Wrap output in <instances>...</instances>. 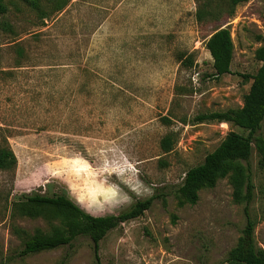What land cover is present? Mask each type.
<instances>
[{
  "label": "rangeland",
  "instance_id": "obj_1",
  "mask_svg": "<svg viewBox=\"0 0 264 264\" xmlns=\"http://www.w3.org/2000/svg\"><path fill=\"white\" fill-rule=\"evenodd\" d=\"M2 1L9 12L0 17V147L13 150L17 167L0 171V264H96L86 236L19 255L26 234L61 223L14 214L13 202L62 190L94 216L155 197L143 216L102 240V264H230L247 223L231 177L201 190L196 205L180 206L177 189L228 134H248L194 119L244 106L252 84L244 75L261 66L264 0L233 15L229 0H68L59 12L53 0H39L45 16L32 0ZM221 28L235 52L232 73L216 78L206 43ZM259 159L254 150L249 211L264 249Z\"/></svg>",
  "mask_w": 264,
  "mask_h": 264
},
{
  "label": "trees",
  "instance_id": "obj_2",
  "mask_svg": "<svg viewBox=\"0 0 264 264\" xmlns=\"http://www.w3.org/2000/svg\"><path fill=\"white\" fill-rule=\"evenodd\" d=\"M250 0H229L233 15L236 8ZM68 0H53L56 11L63 10ZM31 6L45 16L39 0H32ZM9 12L8 6L0 0V17ZM199 20L203 15H199ZM262 45L256 51V58L261 63L257 73L244 78L252 80L248 98L243 107L230 109L225 112L200 114L195 123L218 122L228 123L247 132L246 136L231 132L220 145L204 161L187 171L182 184L177 189L179 205H196L199 193L206 188H214L218 181L228 176L234 187V200L238 204L246 203L247 223L237 245L229 252L230 264H264V249L259 248L255 241L256 222L252 219L249 205L254 200L255 185L253 173L248 165L253 151L259 156V164L264 166V136L259 134L264 122V36L259 38ZM206 48L213 59V76L220 78L232 73L235 46L229 29L216 30L207 40ZM190 66L194 61L188 60ZM246 163V165L243 164ZM17 167V158L8 145L0 147V171H14ZM155 197L139 200L127 210L118 215L94 216L68 195L66 190L46 194H21L13 202V212L22 217H46L57 219L61 226L51 233L37 229L28 236L17 230L22 236L26 234L24 248L20 251L21 257L50 251L64 246H72L74 241L81 237H89L93 242L96 264H102L99 250L102 240L121 224L137 219L151 209Z\"/></svg>",
  "mask_w": 264,
  "mask_h": 264
}]
</instances>
